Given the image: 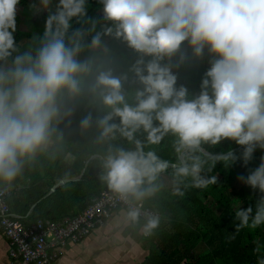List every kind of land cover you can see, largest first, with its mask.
Returning a JSON list of instances; mask_svg holds the SVG:
<instances>
[{
    "label": "clouds",
    "instance_id": "clouds-1",
    "mask_svg": "<svg viewBox=\"0 0 264 264\" xmlns=\"http://www.w3.org/2000/svg\"><path fill=\"white\" fill-rule=\"evenodd\" d=\"M20 2L0 0L4 185L38 157L54 158L81 111L80 132L95 128V142L108 145L99 180L133 224L165 191L183 198L189 189L204 190L217 183L208 174L218 163L248 167L264 151V0H99L102 21L89 16V0H34L30 10L47 13L43 32L18 43ZM105 37L137 54L127 70ZM185 43L193 56L207 50L212 57L193 98L173 71L187 60ZM118 138L128 147L114 145ZM166 138L171 158L160 155ZM225 141L239 152L209 150ZM260 161L238 177L259 196L248 207L235 200L229 241L244 229H264V156ZM144 216L142 234L153 237L162 217L151 210ZM254 245L257 264H264V241Z\"/></svg>",
    "mask_w": 264,
    "mask_h": 264
},
{
    "label": "trees",
    "instance_id": "trees-1",
    "mask_svg": "<svg viewBox=\"0 0 264 264\" xmlns=\"http://www.w3.org/2000/svg\"><path fill=\"white\" fill-rule=\"evenodd\" d=\"M33 2L34 0H21L18 7L30 10L29 5ZM102 8L99 0H89L90 17L102 21L100 13ZM27 17L31 18L30 15ZM21 19L18 13L17 23L23 22ZM74 27L79 25L74 24ZM36 28L33 26V30ZM32 35V31H25L20 27L15 33L18 43L24 39H31ZM105 41L113 50L120 70H123L120 68L123 61L129 60L131 55L137 56L121 41L108 37H105ZM185 48H188L187 60L173 71L178 76L177 86L187 87L189 98H193L201 91L202 80L211 67L212 57L205 50L204 56L197 58L192 55L187 43L183 50ZM175 59L178 60L179 57ZM83 115H85L83 111L78 112L72 128L65 130V140L54 158L38 157L34 163L25 167L23 174L10 186L9 203L23 223L29 224L39 219L59 221L64 217H74L107 190L99 176L100 162L107 152L108 145L95 142L97 135L95 128L87 133L80 132L79 119ZM112 143L128 147L127 142L120 138ZM230 148L239 152V146L228 141L209 150L220 152ZM68 155L74 156V163L66 172V176L74 178L84 173L78 180L69 181L49 194L52 186L59 180L58 171L62 169ZM160 155L171 158L168 138L160 147ZM261 156H264V151L258 149L248 167L243 166L242 161L229 168L218 163L213 172L208 174L215 175L217 183L204 190L189 189L183 198L173 197L170 192L165 191L156 199L146 202L145 207L158 211L162 221L161 229L153 236L154 238H151L152 250L144 264H257V256L253 254L254 241L258 239L264 241V229L255 231L244 229L232 241L228 240V236L235 233L232 210L235 200L242 201L243 206L248 207L250 204L254 205L259 196L258 192L253 193L252 189L244 185L238 177L242 174L246 176L250 168L257 167L261 162ZM209 198L215 201L213 209H207L204 205Z\"/></svg>",
    "mask_w": 264,
    "mask_h": 264
},
{
    "label": "built area",
    "instance_id": "built-area-1",
    "mask_svg": "<svg viewBox=\"0 0 264 264\" xmlns=\"http://www.w3.org/2000/svg\"><path fill=\"white\" fill-rule=\"evenodd\" d=\"M9 187L0 186V232L10 244V256L21 264H53L65 250L85 240L99 226H104L112 215L125 207L107 190L74 217L59 221L39 219L25 224L16 215L8 201ZM151 210L147 207L144 212ZM152 211V210H151Z\"/></svg>",
    "mask_w": 264,
    "mask_h": 264
},
{
    "label": "crops",
    "instance_id": "crops-1",
    "mask_svg": "<svg viewBox=\"0 0 264 264\" xmlns=\"http://www.w3.org/2000/svg\"><path fill=\"white\" fill-rule=\"evenodd\" d=\"M73 163L74 156L68 155L62 169L58 171L59 180L52 186L49 194L60 187L53 190L61 180L79 179L82 176L84 172L79 177L66 176ZM0 186L9 187L2 182ZM10 201L13 204L12 199ZM144 222L145 217H141L139 223H131L127 218L126 208L120 207L104 226L97 227L82 242L69 246L53 264H144L152 250L151 238H154H146L142 234ZM9 249V240L0 232V264H21L20 260L11 258Z\"/></svg>",
    "mask_w": 264,
    "mask_h": 264
},
{
    "label": "rangeland",
    "instance_id": "rangeland-1",
    "mask_svg": "<svg viewBox=\"0 0 264 264\" xmlns=\"http://www.w3.org/2000/svg\"><path fill=\"white\" fill-rule=\"evenodd\" d=\"M18 13L21 15V18H22L21 20L23 22L17 23V29L20 27L22 30L32 31L33 33H41V31H43L45 19H46V16H47L46 12L45 13H40V14H35L31 10H29L28 8H23L22 6H20V7H18ZM100 13L103 16V11L102 10H100ZM29 15L31 16L30 19L27 17ZM33 26L34 27L36 26L37 28L35 30H33ZM28 40H30V39H24L23 41H28ZM23 41H21V42H23ZM187 49L188 48H185L183 50V52L186 53V54H188ZM137 58H138V56L131 55L129 60L123 61V63H122L120 68L123 69V70H127V68L132 63H134V61ZM204 205H205V207L207 209H213L215 207V201L212 200L211 198H209L207 201H205ZM202 229H203V226H202Z\"/></svg>",
    "mask_w": 264,
    "mask_h": 264
},
{
    "label": "water",
    "instance_id": "water-1",
    "mask_svg": "<svg viewBox=\"0 0 264 264\" xmlns=\"http://www.w3.org/2000/svg\"><path fill=\"white\" fill-rule=\"evenodd\" d=\"M72 180H78V179H72ZM72 180H71V179H63V180H61V182H59V184H57V185L53 188V190H55L57 187H59V186L65 184V183H67V182H69V181H72Z\"/></svg>",
    "mask_w": 264,
    "mask_h": 264
}]
</instances>
